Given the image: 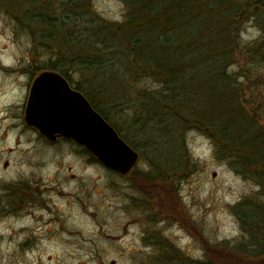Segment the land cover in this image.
<instances>
[{
  "label": "rangeland",
  "instance_id": "obj_1",
  "mask_svg": "<svg viewBox=\"0 0 264 264\" xmlns=\"http://www.w3.org/2000/svg\"><path fill=\"white\" fill-rule=\"evenodd\" d=\"M90 1L105 22L123 21L121 0ZM13 9L22 18L23 10ZM239 38L251 44L261 33L247 22ZM49 55L33 51L28 34L0 11V264H233L217 247L230 250L243 239L234 210L259 193L257 182L218 160L212 142L195 131L172 149L147 145L137 133V147L130 146L122 137L129 110L101 104L91 92L93 74L78 69L70 85L91 92L109 112L108 123L120 127L138 165L124 177L73 142L46 143L23 118L30 79ZM240 60L243 70L252 68L254 58ZM255 69L264 84V63ZM17 186L20 197L12 192Z\"/></svg>",
  "mask_w": 264,
  "mask_h": 264
},
{
  "label": "trees",
  "instance_id": "obj_2",
  "mask_svg": "<svg viewBox=\"0 0 264 264\" xmlns=\"http://www.w3.org/2000/svg\"><path fill=\"white\" fill-rule=\"evenodd\" d=\"M121 1L120 23L102 20L90 0H0V11L28 34L33 51L50 53L36 67L69 84L72 70L91 73L90 86H97L91 92L101 104L129 110L122 137L130 146L137 147V133L147 145L172 149L195 131L212 142L218 160L254 179L259 193L234 210L243 239L230 250L217 249L233 264H264V91L256 89L264 84L255 75L264 63V0ZM247 22L261 38L245 45L239 37ZM243 56L254 58L250 70L242 69ZM232 65L239 71L231 73ZM76 90L109 122L91 92ZM20 188L13 187L15 197Z\"/></svg>",
  "mask_w": 264,
  "mask_h": 264
},
{
  "label": "water",
  "instance_id": "obj_3",
  "mask_svg": "<svg viewBox=\"0 0 264 264\" xmlns=\"http://www.w3.org/2000/svg\"><path fill=\"white\" fill-rule=\"evenodd\" d=\"M24 122L50 139L60 136L71 140L104 168L121 176L138 165V153L57 72L44 71L34 79Z\"/></svg>",
  "mask_w": 264,
  "mask_h": 264
},
{
  "label": "flooded vegetation",
  "instance_id": "obj_4",
  "mask_svg": "<svg viewBox=\"0 0 264 264\" xmlns=\"http://www.w3.org/2000/svg\"><path fill=\"white\" fill-rule=\"evenodd\" d=\"M43 72V71H42ZM41 72H39L38 74H36V76L35 77H33V79H30V87H29V90H28V96H29V93H30V88H31V86H32V83H33V81H34V79L40 74ZM69 84V83H68ZM69 86H70V88L72 89V90H74V91H76L74 88H72V86L69 84ZM28 98V97H27ZM24 119V118H23ZM35 133H37L38 135H39V137H41L46 143H48V144H56V143H58V142H61V141H70V142H72L71 140H68V139H64V138H62V137H60V136H56V137H53L52 139H50V138H48V137H45V136H43V135H41V134H39L38 132H37V130H35L34 128H31ZM132 173V172H131ZM131 173H129L127 176H129ZM126 177V176H125ZM36 202V200H35V198H31L30 200H29V203H35Z\"/></svg>",
  "mask_w": 264,
  "mask_h": 264
},
{
  "label": "bare ground",
  "instance_id": "obj_5",
  "mask_svg": "<svg viewBox=\"0 0 264 264\" xmlns=\"http://www.w3.org/2000/svg\"><path fill=\"white\" fill-rule=\"evenodd\" d=\"M3 72V68H0V73H2Z\"/></svg>",
  "mask_w": 264,
  "mask_h": 264
}]
</instances>
